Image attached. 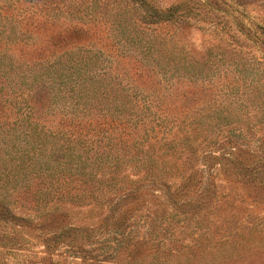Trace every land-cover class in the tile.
Segmentation results:
<instances>
[{
	"label": "trees",
	"instance_id": "16d2710c",
	"mask_svg": "<svg viewBox=\"0 0 264 264\" xmlns=\"http://www.w3.org/2000/svg\"><path fill=\"white\" fill-rule=\"evenodd\" d=\"M61 1L24 0L18 14L21 30L32 33L55 27L53 15L40 17L43 9L51 5L55 8L50 12L74 16L82 13L79 9L85 0H65L62 5ZM100 7L104 16L110 12L116 18L128 15L133 26L143 30L170 26L192 13L191 9L183 11L179 5L162 8L150 0H102ZM209 10L221 13L215 7L210 6ZM218 19L232 22L231 16L224 11ZM68 24L65 28L58 26L63 28L59 31V39L62 32L80 31L79 24ZM257 29L249 30L247 34L251 33V36L246 34V39L255 43L256 52L264 59L260 50L264 46V28ZM128 40L136 55L144 57L160 52L159 59H155L165 62V76L172 69H165L169 65L177 69V76L171 71L169 78L161 81L174 87L180 79L188 80L195 82L196 85L191 83L195 85L194 90L182 94L180 105L167 96L135 102L119 100L114 88L110 87L115 76L111 77L110 84L101 86L102 83L95 81L101 75H95V70L87 68V60H94L93 56L81 55L80 50H66L59 43H54L59 48L52 51L49 42L44 48L26 53L24 57H33L28 59L33 60L34 68H59L63 74L62 82L58 92H53L52 82L29 85L21 94L19 103L22 107L12 121H8L6 112L2 114L1 111L0 118L7 120L0 119V140L5 145L6 137L17 132L23 134L33 148L24 149L22 155L28 152L39 155L50 149L54 157L53 168L51 173L41 171L40 175L34 176L33 180L37 179L34 186L24 187H19L20 180L15 174L19 169H30L26 167H31V162L23 166L13 161L11 171L0 168V250L19 256L16 252L27 250L33 241H37L44 246L43 255L27 264H57L55 257L63 250L70 252L75 260L85 262L93 255L96 245L107 244L113 239L117 247L104 252L108 257L136 260L143 255L144 244H148L147 253L155 245V253L168 258L173 255V249L161 247L160 243L173 225L185 229L195 223L197 229L204 230L198 239L207 240L208 229L200 218L202 211L212 204L209 184H214L213 173L217 168L229 180L244 183L253 191L264 181V60L240 65L250 70L248 74L258 76L247 83L246 76H241L242 69L238 68L241 58L234 49L232 62L227 65L235 68L242 84L232 81L235 85L232 98L219 103L211 97L215 82L208 79L205 69L213 59L225 66L227 56L223 53L209 50L201 61H197L188 53L172 51L165 58L162 56L167 46L165 39L161 42L163 50L157 42L153 44L139 38ZM140 62L143 64L142 60ZM178 64L183 73L178 72ZM228 68L225 67L224 77L229 75ZM141 71L144 74L157 72L151 68ZM6 77V74L0 76L4 79L0 80V108L3 110L9 102L8 92L5 93L9 88L4 87ZM87 77L90 85L83 81ZM62 92L72 94L73 102L68 107L77 110L82 106L84 110L80 114L57 110L54 116L43 112L44 107H55L52 100ZM84 98L88 101L84 102ZM130 103H134L133 109L136 110V105L140 109L133 113L128 108ZM252 108L262 112L255 122L258 115L250 114L254 113L250 111ZM178 114L183 117L179 118ZM58 116V127H53ZM244 116L247 118L246 129L239 125ZM225 120L235 122L227 128L228 124H223ZM68 204L90 206L100 215L89 220L72 218L66 209ZM17 207L27 214H20ZM140 224L147 229H150L149 225L162 226L161 242L150 244L142 238L129 247L132 228ZM173 245L177 252L184 247Z\"/></svg>",
	"mask_w": 264,
	"mask_h": 264
},
{
	"label": "rangeland",
	"instance_id": "374dc122",
	"mask_svg": "<svg viewBox=\"0 0 264 264\" xmlns=\"http://www.w3.org/2000/svg\"><path fill=\"white\" fill-rule=\"evenodd\" d=\"M23 1L0 0V76H3V74L7 75L4 87L9 88V90H5V93L8 92L9 102L5 104L4 110L0 108V112L2 111V114L6 112L9 118L8 121H12L19 113V109L22 107L19 103L22 101L21 94L23 91L25 92V89L29 88V85L38 82H52L55 86L53 92H58V86L62 82L61 76H63L59 68L57 70L52 68H49V70L34 68L33 60L28 59L33 57H24L28 52L44 48L48 42L52 51L53 49L57 50L59 46H65L63 48H66V50L73 52L80 50L81 55L86 56L88 54L93 56L94 60H91V63L87 60V68L95 70V75H101L95 81L102 83L101 86H106L105 84L112 82L110 81L111 77L115 76V81L110 84V87L114 88L119 100L123 99L130 102L152 100L155 97L160 99L163 96H167V98L174 100L175 104L180 105L183 102L182 94L194 90L196 84L195 82L180 79V81H177L180 83L178 85L175 84L173 87L168 85L166 81H161V79L167 78L171 71L177 76V73H175L177 69L173 65H169L165 69L170 67L172 69L165 76L163 74L165 62L156 61L155 59H159L160 52L154 53L155 55L145 54L143 55L144 57L136 55L128 38L136 40L139 38L153 44L157 42V46L161 50H163L161 42L165 39L167 46L162 52V56H165V58L172 51H175V54L183 51L197 61H201L200 59L206 56L209 50L216 54L223 53V55L227 56L225 66H222L223 62L213 59L211 65L206 66L205 69L208 79L215 82L211 97L216 101L219 100V103L222 100L227 102L232 98V91L235 88L232 81L242 84L235 68H228L227 65L232 62L231 52L234 49V53L239 54L241 58L238 68L242 69L241 76H246L247 83H250L253 77L257 79L258 76L248 74L250 70L246 67L242 68L240 65L259 59L261 61L264 60L256 52L255 43L246 39V34L249 30L252 32L257 27L264 28V0H150L162 8L167 9L179 5L183 8V11L191 9L192 13L185 20L178 21L170 26L151 27L146 30L135 28L128 15L124 14L122 17L116 18L112 12L105 16L101 14L100 5L102 0H85L79 9L82 13L75 16L64 12H50L49 10L55 8V5L49 6L48 9H43L40 17H44L45 14L53 15L52 17L56 18V26L39 32L36 30L32 33L21 30L18 23V14L21 13ZM30 1L34 2L37 0ZM65 2V0H62L61 5ZM242 3L243 6H241ZM210 6L221 10V13L209 10ZM222 11L231 16L233 23L218 19ZM69 22L79 24L81 26L80 31L77 33L70 31L67 34L62 32V37L59 39V31L63 29L59 27L65 28L64 25ZM247 35L251 36V33ZM64 38L65 42L59 41ZM54 43H59L60 45L54 46ZM259 45H257V48ZM260 50L264 54V46H261ZM140 60L143 61V64H141ZM225 67L229 70L228 77H224L223 74ZM148 68L156 70L159 74L157 72H155L156 74L152 72L142 73L141 70ZM178 68V72H184L180 64H178ZM0 80L4 79L0 78ZM74 80L71 79V81ZM83 81H86V84L89 85L91 83L88 77L83 78ZM191 83L195 85L193 86ZM72 84L74 83L72 82ZM69 86H71V83ZM101 89L103 90L102 87ZM197 89L195 88V90ZM71 97V93L62 92L57 98L52 100V104H55L53 109L44 107L42 110L48 116H54V114L58 113L57 110L80 114L84 110L82 106L77 110L76 108L68 107L73 102ZM83 101L87 102L88 99L84 98ZM133 104L130 103L128 108L135 113L140 107L135 104V110L132 107ZM255 109L252 108L250 110L251 112L254 111V113L250 114L258 115L253 122L257 121L262 115L260 114L262 112ZM212 111L214 110L212 109ZM246 111L245 109L244 112ZM226 113L227 110L224 114ZM162 115L166 116L165 114ZM178 116L179 118L183 117L180 114ZM0 119L7 120L5 117ZM56 120L52 125L53 127H58L60 117L58 116ZM231 122L229 123V120H225L223 124H228L227 128H229L232 126ZM239 125H241L242 129H246V116H244V119L242 117ZM6 138L5 145L2 143L3 140H0V143H2L0 145L2 149L0 153V168H7V171H11L13 169V161L23 166L27 162L32 164L31 167H26L30 169L27 170L23 167L24 169H19L16 172L15 177H19L20 180L19 187H24L28 184H33L34 186L37 183V179L33 180L34 176L40 175L41 171L52 172V160L54 157H52L50 149L41 151L39 155L34 154V152L22 155L24 149L32 150L27 148H33L32 143L28 142V138L25 139V136L18 134V132ZM42 139L45 140V138ZM32 158H34L33 162L31 161ZM213 174L215 176L214 184H209L212 191V204L208 209L202 211L200 218V221L208 229L207 240L198 239V235L204 230L197 229L198 226L195 223L185 229H180V225H173L163 242H161L162 226L154 224L153 226L149 225L150 229H147V227L143 228V225L140 224L139 227L132 228L133 238L129 247L136 241L145 238L150 244H159L161 242V247L162 245L171 247L173 255H169L168 258L161 257L160 254L155 253L157 252L155 245L151 247L150 251H148V253H151L148 254L146 252L148 244H144L143 255L136 260L125 257H108L104 255V252L107 250L112 251L117 247L116 240L110 239L107 244L96 245L93 255L89 256L90 259L85 262L81 261V259L75 260L70 252L63 250L61 251L63 254L59 252L58 256L55 257L56 263L264 264V181L256 188V191H253V188L244 183L229 180L218 168ZM66 209L73 216L72 218L77 219H96L100 215V212L92 211L90 206L68 204ZM16 211L20 214H27L25 211L20 210L19 207H17ZM168 220L171 221L170 219ZM32 244L26 248L29 251L16 252L19 253V256L9 255L6 250H0V264H27L29 261L37 260L43 255L42 252L45 249L43 244L37 243V241H33ZM173 244H182L184 247L177 252L174 250L175 245Z\"/></svg>",
	"mask_w": 264,
	"mask_h": 264
}]
</instances>
